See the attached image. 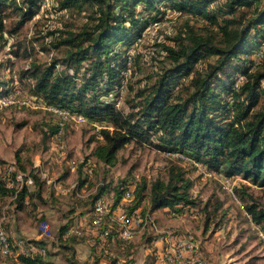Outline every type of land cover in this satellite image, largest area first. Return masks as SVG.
<instances>
[{"label": "rangeland", "instance_id": "1", "mask_svg": "<svg viewBox=\"0 0 264 264\" xmlns=\"http://www.w3.org/2000/svg\"><path fill=\"white\" fill-rule=\"evenodd\" d=\"M49 2L46 6L39 0L36 16L19 25L15 34L8 32L18 25L20 18L10 14L5 24L7 33L0 42V84L16 102L0 109V166L21 171L33 180L31 185L21 186L26 191L21 209L15 200L10 206L11 195L1 182L5 192L0 191V212L10 206L3 227L14 244H21L14 246L10 256L0 254V264H25L21 257H28L23 252L30 244L45 248L46 255L40 257L45 262L99 264L101 255L96 249L83 238L67 235V231L85 227L92 198L102 188L100 195L114 201V188H126L135 178L146 188L136 209L150 215L162 232L169 231L177 239L192 236L206 264H264L262 232L247 211L248 206H255L264 212V187L239 175L226 177L189 158L168 156L156 147V138L151 144L128 142L117 152L115 164L107 166L93 156V151L102 142L101 129L112 130L108 121H63L34 95L35 79L27 76L28 72L34 67L41 71L54 60L66 57V48L54 45L68 32L76 34L89 27L92 10L96 8L61 10L57 0ZM260 3L262 7L264 1ZM161 10L158 20H148L141 35L127 49L126 55L131 60L128 69L122 72L112 91L104 95L106 101L109 94L115 96L117 108L125 113L135 92L154 83L170 66L165 46H176L174 39L185 36L188 27L197 34L218 35L204 19ZM242 12L244 9L238 14ZM214 38L220 40L219 36ZM214 59L198 63L196 69L203 70ZM263 106L264 95L260 94L253 111ZM54 127L60 129L58 136L51 135ZM176 173L182 174L188 184L194 204L183 207L180 214L168 209L150 210L151 184L156 180L166 183ZM135 204V200L127 203L126 209L131 210ZM42 221L50 229L45 238L39 237ZM149 233L146 230L126 244H113L112 253L120 264H152L153 236Z\"/></svg>", "mask_w": 264, "mask_h": 264}, {"label": "trees", "instance_id": "2", "mask_svg": "<svg viewBox=\"0 0 264 264\" xmlns=\"http://www.w3.org/2000/svg\"><path fill=\"white\" fill-rule=\"evenodd\" d=\"M38 1L0 0V42L7 33L9 15L14 13L20 18L8 32L15 34L19 25L36 16ZM262 1L57 0L61 10L96 7L92 10V24L76 34L68 32L54 45L65 47L66 57L54 60L41 71L34 67L28 72L27 76L35 79L33 93L46 106L69 110L89 121H108L112 130L101 129L102 142L93 151V156L107 166L115 164L117 152L128 142L151 144L156 138V147L165 153L182 154L226 177L239 175L264 187V106L253 111L259 95H264ZM161 9L204 19L218 35L197 34L188 27L185 36L174 39L176 46H165L170 66L154 83L135 92L125 113L115 106V101L103 100L104 95L112 91L128 69L131 60L127 49L141 35L148 20H158ZM240 9L244 12L238 14ZM210 57L215 58L213 63L203 70L196 69L198 63ZM238 77L242 80L235 87ZM6 94L0 84V96ZM57 132L58 127H54L51 135ZM102 189L93 196L91 205L101 196ZM114 189L116 205L125 188ZM145 190L139 181L134 193L136 204L131 210L138 208ZM0 191L5 192L1 181ZM8 193L14 195L12 190ZM25 196V189L17 193L15 201L20 209ZM149 202L152 211L168 209L175 214L194 204L180 173L173 174L166 183L153 182ZM247 211L264 235V212L255 206H248ZM21 260L25 264H53L39 256Z\"/></svg>", "mask_w": 264, "mask_h": 264}, {"label": "built area", "instance_id": "3", "mask_svg": "<svg viewBox=\"0 0 264 264\" xmlns=\"http://www.w3.org/2000/svg\"><path fill=\"white\" fill-rule=\"evenodd\" d=\"M41 2L46 6L50 3L49 0H41ZM241 80V77L237 78L235 87L239 86ZM108 98L109 100L107 101H115L114 99H116L111 94L108 95ZM15 103L10 95L0 96V109L10 107ZM43 105L63 121L81 123L86 119L66 109ZM117 105L115 101V106L117 107ZM58 135L59 132L56 133V136ZM167 155L177 159L186 158L179 153H167ZM0 181L4 183L6 189L14 190V195L9 199L10 206L16 199L17 193L21 191L23 183L25 186L33 183L32 178L26 176L23 172L15 171L11 168H2V166H0ZM138 182L139 179L135 178L125 188L122 198L116 205H114L112 197L101 195L92 204L85 227L79 230L71 228L67 231V235L83 238L89 242L101 255L100 259H103V264H111L113 262L114 264H120V259L112 253L113 244L116 242L122 244L129 243L148 230L149 234L153 236L150 240L152 245L150 254L153 256L152 264H206L202 260L198 252V245L193 242L192 236L189 235L185 238L177 239L169 231L162 232L150 215H143L138 209H126V204L134 200V193ZM10 206H5L0 212V254L3 256H10L14 246L18 245L20 247L21 244V242L14 244L3 227V224L7 220V208ZM39 229L40 238L49 236L50 229L46 221L40 223ZM261 237L264 239L263 233H261ZM153 251L154 253L152 254ZM23 254L31 258L34 256L44 257L46 250L43 246L34 247L30 244Z\"/></svg>", "mask_w": 264, "mask_h": 264}, {"label": "crops", "instance_id": "4", "mask_svg": "<svg viewBox=\"0 0 264 264\" xmlns=\"http://www.w3.org/2000/svg\"><path fill=\"white\" fill-rule=\"evenodd\" d=\"M151 255V254H150ZM118 258V257H117ZM103 259H100L99 260V264H103V261H102ZM131 264V263H130Z\"/></svg>", "mask_w": 264, "mask_h": 264}]
</instances>
